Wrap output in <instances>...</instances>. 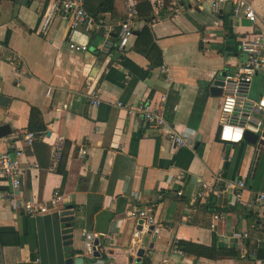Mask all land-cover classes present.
I'll return each instance as SVG.
<instances>
[{
  "label": "crops",
  "instance_id": "1",
  "mask_svg": "<svg viewBox=\"0 0 264 264\" xmlns=\"http://www.w3.org/2000/svg\"><path fill=\"white\" fill-rule=\"evenodd\" d=\"M99 1L84 0V8L94 12ZM248 1L264 17V0ZM52 2L0 0L1 53L21 58L16 70L0 57V94L8 98L0 106V126L9 130L0 136V152L13 148L27 131L31 107L40 111L46 127L24 149L38 165L21 176L13 197L0 179V264H38L36 217L65 208L74 211L78 228L68 255H82L81 237L89 233L105 241L96 246L99 256L85 258V264H161L180 240L228 251L217 259L174 254L177 264H263L252 254L260 246L257 240H264V203L247 208L230 193L199 204L189 201L197 181L211 182L218 171L244 181L243 201L264 191V151L258 155L247 140H218L221 95L210 92L218 76L232 74L239 65L237 40L248 23L233 17L229 5L213 13L208 0H135L151 10L140 12L125 50L103 54L97 49L99 34L70 29L60 11L40 31ZM105 15L110 17L97 14ZM68 41L88 49L74 52ZM256 77L252 85L264 86ZM91 90L98 93L99 105L88 101ZM144 100L161 105L165 119L193 138L192 146L171 148L160 128L127 113ZM58 137L63 143L54 158ZM81 147L87 151L83 158L78 157ZM55 188L62 205L45 214L25 213L24 202H47ZM144 205L154 207L150 233L148 227L138 230L126 214ZM218 212L223 217L215 221Z\"/></svg>",
  "mask_w": 264,
  "mask_h": 264
},
{
  "label": "built area",
  "instance_id": "2",
  "mask_svg": "<svg viewBox=\"0 0 264 264\" xmlns=\"http://www.w3.org/2000/svg\"><path fill=\"white\" fill-rule=\"evenodd\" d=\"M172 1L177 4L183 2V0ZM192 1L199 2L200 0ZM208 1L210 10L213 13H218L222 7L229 5L233 17L244 19L249 25L247 30L240 32L241 36L237 40V52L241 56L239 65L232 74H223L216 78L220 82L219 88L221 89L218 140L227 144H239L244 141L245 133L249 132L258 136L256 144H259L264 142V90L256 97L251 96L250 91L254 77L261 75L264 79V17L257 14L254 6L248 0ZM124 4L125 18L114 25L111 17H107V15L99 17L88 13L84 8V0H53L40 31L44 33L51 16L54 12L60 11L68 19L70 29H81L87 34H99L100 42L97 49L100 53L108 54L114 48L123 51L138 28L139 17L135 0H124ZM66 46L78 53L85 52L88 49L85 44L74 41H68ZM2 49L3 46L0 44V57L18 70L20 56L16 53L3 55L1 53ZM163 100L164 97L160 99V103ZM88 101L93 105H99L101 99L95 90H91ZM117 104L124 106L121 102ZM126 109L128 114H137L146 123L160 128L171 148L192 146L193 138L179 132L175 126L165 119L161 105L144 100L136 106ZM39 136L32 131H26L21 137L15 139L13 148L0 152V179L11 188L8 197H13L15 190L20 187L21 176L37 168L38 164L30 160L24 149L31 147ZM62 143V138L58 137L57 142L53 144L52 153L54 158L58 157ZM86 152V149L81 147L78 150V157L83 158ZM244 187L245 183L242 179L231 180L224 177L221 171H218L211 182L197 181L196 191L189 196V201L192 204H199L207 202L212 197H220L224 193H230L234 202L241 203L247 208H255L264 203V191L258 192L250 201H243L240 195ZM176 194L179 196L182 195V192L178 190ZM62 203V193L59 188H55L47 202L28 200L21 207L26 214L38 215L56 210ZM126 214L144 228L155 225L153 205L132 207ZM222 217L221 212L213 215L215 221L222 219ZM214 226L215 223L213 222L211 227ZM241 237L247 238V233L244 232ZM263 243V239L257 240L258 245ZM174 254L185 255L175 244L170 248L169 255L162 260L161 264H177L173 259ZM252 255L256 257V250Z\"/></svg>",
  "mask_w": 264,
  "mask_h": 264
},
{
  "label": "water",
  "instance_id": "3",
  "mask_svg": "<svg viewBox=\"0 0 264 264\" xmlns=\"http://www.w3.org/2000/svg\"><path fill=\"white\" fill-rule=\"evenodd\" d=\"M220 82L214 80L210 87V92L213 95H221V89L219 88ZM8 98L0 94V106H5ZM8 126H0V136L8 132ZM244 140L252 142L251 133H245ZM254 145L257 150V154L264 151V142H260ZM258 157H255L254 164ZM74 211L69 208H65L52 214H46L36 217V228L38 238V264H85V258L98 257L99 252L96 250V246L103 245L105 241L103 239L94 237L92 233H89L81 237L83 243L82 255L71 256L68 255L72 251V241L74 233H77V227L73 222ZM141 225H138L137 229H141ZM154 226H148L147 233L152 232ZM143 250L140 249L138 256L142 254Z\"/></svg>",
  "mask_w": 264,
  "mask_h": 264
},
{
  "label": "trees",
  "instance_id": "4",
  "mask_svg": "<svg viewBox=\"0 0 264 264\" xmlns=\"http://www.w3.org/2000/svg\"><path fill=\"white\" fill-rule=\"evenodd\" d=\"M136 8L138 9L139 14L141 11L151 10L150 6H147L146 9L143 7L142 9L140 3L136 4ZM99 13H109L113 23L115 24V22L125 18L126 10L124 0H100L95 8V11L90 12V14L97 16ZM27 131H32L40 136H42L46 131L45 124L41 118V113L35 107H31L30 109ZM254 232L257 233L256 230ZM258 236L259 238L263 237V234L258 233ZM176 246L187 256L205 257L209 259L225 257L228 251L215 246H206L185 240L177 241ZM232 255L234 257H238V254L235 255V252H233ZM256 257L260 260H264V243L257 248Z\"/></svg>",
  "mask_w": 264,
  "mask_h": 264
},
{
  "label": "rangeland",
  "instance_id": "5",
  "mask_svg": "<svg viewBox=\"0 0 264 264\" xmlns=\"http://www.w3.org/2000/svg\"><path fill=\"white\" fill-rule=\"evenodd\" d=\"M263 78L261 75L257 76L256 79H261ZM264 89V86L262 85H259L258 87L255 85V83H253V85L251 86V91H250V95L256 97L257 96V93L255 94L254 91L256 92H261L262 90ZM251 137H252V144L254 145V142L257 140L258 136L254 133H251Z\"/></svg>",
  "mask_w": 264,
  "mask_h": 264
}]
</instances>
